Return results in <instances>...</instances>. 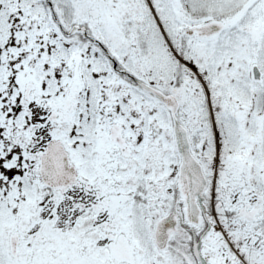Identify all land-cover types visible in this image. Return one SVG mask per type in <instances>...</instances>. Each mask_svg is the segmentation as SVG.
<instances>
[{"label":"snow or ice","instance_id":"snow-or-ice-1","mask_svg":"<svg viewBox=\"0 0 264 264\" xmlns=\"http://www.w3.org/2000/svg\"><path fill=\"white\" fill-rule=\"evenodd\" d=\"M0 264H264V0H0Z\"/></svg>","mask_w":264,"mask_h":264}]
</instances>
